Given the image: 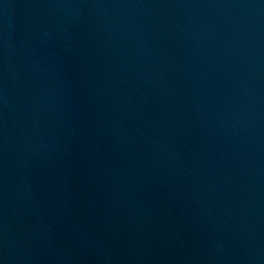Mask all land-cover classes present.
Wrapping results in <instances>:
<instances>
[{"label":"water","instance_id":"obj_1","mask_svg":"<svg viewBox=\"0 0 264 264\" xmlns=\"http://www.w3.org/2000/svg\"><path fill=\"white\" fill-rule=\"evenodd\" d=\"M0 264H264V0H0Z\"/></svg>","mask_w":264,"mask_h":264}]
</instances>
